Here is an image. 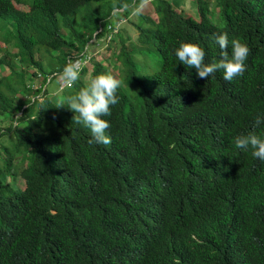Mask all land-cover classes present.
Returning a JSON list of instances; mask_svg holds the SVG:
<instances>
[{
    "label": "trees",
    "instance_id": "1",
    "mask_svg": "<svg viewBox=\"0 0 264 264\" xmlns=\"http://www.w3.org/2000/svg\"><path fill=\"white\" fill-rule=\"evenodd\" d=\"M91 1L99 0H0L10 27L0 50L37 67L15 69L0 57L10 68L0 75V112L11 113L0 125V264H264V161L233 143L250 132L264 138V123L254 128L264 118V0H219L223 28L209 19L211 0H196L198 19L175 0H155V14L132 21L134 43L112 34L114 18L141 0ZM223 33L250 50L231 82L219 70L200 79L175 56L193 43L205 63L218 62ZM93 37L114 45L111 72L101 61L80 72L88 81L110 73L123 85L103 117L108 145L89 144L90 129L66 105L86 83L52 93ZM42 47L67 54L45 68L35 59Z\"/></svg>",
    "mask_w": 264,
    "mask_h": 264
},
{
    "label": "clouds",
    "instance_id": "2",
    "mask_svg": "<svg viewBox=\"0 0 264 264\" xmlns=\"http://www.w3.org/2000/svg\"><path fill=\"white\" fill-rule=\"evenodd\" d=\"M145 2L146 0H141L140 5L135 9L137 13L141 11ZM115 11L116 9L112 12ZM215 41L222 50V58L218 62L205 63L204 50L193 43H180L175 49V56L188 68L195 69L200 79H208L218 70L223 72V78L228 82L243 76L246 71L245 61L250 51L247 44L240 38H233L229 41L227 33L216 35ZM59 76L68 83L76 82L80 78L79 62H69ZM122 86V82L112 74L101 73L91 78L76 94L67 98V107L75 113L73 122L90 129L92 138L88 141L89 144L108 145L111 143V137L107 134L111 125L103 117L110 116L111 106L119 102L117 90ZM61 106L63 105L57 107ZM262 123H264V118L257 116L254 128H259ZM233 143L235 148L250 150L254 158L264 161V138L255 132L237 135Z\"/></svg>",
    "mask_w": 264,
    "mask_h": 264
},
{
    "label": "rangeland",
    "instance_id": "3",
    "mask_svg": "<svg viewBox=\"0 0 264 264\" xmlns=\"http://www.w3.org/2000/svg\"><path fill=\"white\" fill-rule=\"evenodd\" d=\"M175 1L180 4V6H177V7L184 8L186 15H191L196 19L199 18L196 0H175ZM90 3H92L91 6L97 7V5L103 4V6L105 8H107V7L109 8L110 6L114 5L115 0H99V1H91ZM139 5H140L139 2L134 3L133 8L131 10H129V12L125 15V17L123 16L119 21L115 20V18H114L115 29L112 32V34L116 35L117 31L120 30L122 35L125 37L126 36L125 32H127L128 36H131L132 42L133 43L135 42V38L137 36V31H136V28L134 27V24H132V21L135 20L136 18H139V15L153 14L154 13L155 0L151 1L150 3L144 4L141 11L139 13H137L135 11V9ZM19 6L21 8L26 9L23 5H19ZM221 8H222V5L219 4V0H211L210 1V3H209V9H210L209 19L212 23L215 24V26H217L219 28L226 27V22H225V20L222 19V16H221ZM113 10H115V9H113ZM84 13H85V11H84V9H82L81 13H79L77 15V18L79 20H81V18H83L82 15ZM112 16L114 17V15H112ZM7 27L10 30L9 23H7ZM8 29H6V24H5V26H2V22L0 21V48L4 47L2 38L4 39V37L9 33ZM62 35L64 36L65 40L68 41L69 43L73 42V38L70 36V33H67L66 30H64V29L62 30ZM113 36L114 35H111L109 37V41ZM107 39H104V37H100L98 39L96 37H93V39L89 42L90 45H88L84 49V52H81L82 59L80 60L79 58H77L74 61H72V63L79 62L80 70L82 67H86L87 71L90 72L92 70V67H93L92 63L94 61H101V64H104L106 62V63H108V71L111 72L112 67H111V63H109V59H110L111 51L112 52L114 51V45H112V50L111 49L107 50L108 47L111 46V45H108V47H107V43L109 42V41H107ZM7 48H8L7 51H10V50L12 52L17 51V49L14 45H12V46L8 45ZM37 49L40 50L41 48H37ZM41 50H42L41 54L40 55L38 54L37 56H35V59L42 60L45 68L48 67L47 61L59 60V59L65 57L67 54L66 48H64L63 50H53L51 48L42 47ZM4 54H5V56H4ZM68 55H70V54H68ZM3 56L8 61L9 65L11 67H14L15 69L16 68H18V69L26 68L28 71H33V70L37 71V67H32L30 65L25 66V63L21 62L19 56H17V55L12 56V54L6 52L5 50H0V57H3ZM112 59H114V57ZM158 61H159V58L157 56L153 55L150 67H153V65L158 63ZM9 69H10L9 67H5L4 64H1L0 65V75H3ZM115 71H117V69ZM86 77L87 76L85 74H82L80 72V78L79 79L81 80V82L83 84L88 82ZM27 82H35V80L27 79ZM67 83L68 82L62 80L60 78V76L58 75V77H56L52 82V93L53 92H61L64 89L63 87ZM17 99L18 98H14V100H17ZM12 105H14V103H12ZM10 115H11V113L9 111L0 112V125L1 126H5V125L9 124V122L11 121ZM18 115H19V113H17V110H16L14 112V118H16V121L18 120V117H17ZM7 137L8 136H4L2 139H6ZM10 180H11V177L8 176L6 181H10ZM15 183L21 189L24 188V186H25L23 177H20L18 174L15 177Z\"/></svg>",
    "mask_w": 264,
    "mask_h": 264
}]
</instances>
